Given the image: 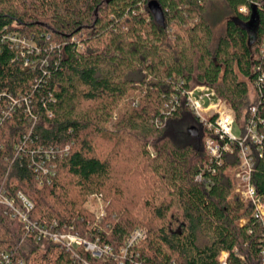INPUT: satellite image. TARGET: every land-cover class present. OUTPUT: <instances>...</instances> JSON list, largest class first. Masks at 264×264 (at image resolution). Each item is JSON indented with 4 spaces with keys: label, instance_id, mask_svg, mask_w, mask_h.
<instances>
[{
    "label": "trees",
    "instance_id": "trees-1",
    "mask_svg": "<svg viewBox=\"0 0 264 264\" xmlns=\"http://www.w3.org/2000/svg\"><path fill=\"white\" fill-rule=\"evenodd\" d=\"M150 1L0 0V185L33 202L30 221L111 247L55 244L52 264H219L223 251L263 264L261 224L249 234L238 223L252 211L236 191L238 149L211 161L186 92L209 85L239 121L261 100L264 128V86L250 92L264 70V0H157L163 23ZM11 31L26 43L1 38ZM97 192L107 204L95 221L83 204ZM137 228L147 234L125 253ZM36 232L0 202V264L3 253L31 264Z\"/></svg>",
    "mask_w": 264,
    "mask_h": 264
},
{
    "label": "built area",
    "instance_id": "built-area-1",
    "mask_svg": "<svg viewBox=\"0 0 264 264\" xmlns=\"http://www.w3.org/2000/svg\"><path fill=\"white\" fill-rule=\"evenodd\" d=\"M239 10L246 12L247 8L241 6ZM1 38L9 41L11 46L19 47L21 44L26 43V40L17 31L2 33ZM262 51H264V43L262 44ZM252 86L255 93L256 90L261 91V87L264 86V70H260ZM186 96L190 109L196 114L204 130L208 132L204 145L211 161L220 164L226 153H234L238 149L239 163L235 172L238 178L236 191L240 194L243 201L249 202L252 205L251 213L241 217L238 223L240 226L245 227L249 234L254 229L252 223L258 222L261 224L263 231L259 239V248L264 264V193L259 192L251 180L256 159L254 146H258L260 154L264 151V126L262 127L263 129H260L258 120L255 118L261 100L250 106L251 116L239 123L237 122L236 113L231 102L228 99L220 97L215 89L209 85L202 84L191 88L186 92ZM261 123L264 125V118L261 119ZM235 129H239L240 134H237ZM207 168L214 172L213 168L208 166ZM197 177L201 179L202 174H198ZM17 195L22 200V206L17 204L14 198L8 197L0 185V202L9 206L13 215L18 216L25 222L27 229L36 227L39 234L41 236L48 235V239L52 240L54 245L58 243L69 248H76L84 244L85 248L90 250L94 256H100L103 251L106 253L111 251V247L109 246L103 249L96 243L90 245L87 240L78 242L79 244L74 246L71 238L77 240L76 234L71 232L58 233L48 228V224L41 226L36 223L32 224L29 219V211L34 207L33 202L22 192H18ZM146 234L145 229H135L129 237L127 246L124 248L125 253L130 245L139 238H144ZM66 237L70 240L68 241ZM223 253H226V255L223 256ZM228 256L229 253L223 251L218 257L219 264H231ZM238 256L242 260L240 264H248L244 255L238 254ZM1 261L3 264H12V258L9 253H3ZM21 263L23 264V261ZM120 264H123V262L120 261ZM137 264L142 263L138 262Z\"/></svg>",
    "mask_w": 264,
    "mask_h": 264
},
{
    "label": "rangeland",
    "instance_id": "rangeland-1",
    "mask_svg": "<svg viewBox=\"0 0 264 264\" xmlns=\"http://www.w3.org/2000/svg\"><path fill=\"white\" fill-rule=\"evenodd\" d=\"M222 25L218 26V29L221 28ZM250 92H251V98L255 97V91L253 89V86L250 85ZM242 121V120H241ZM239 120H237V122H241ZM235 132L237 134H240V130L239 129H235ZM107 202L104 199L103 195L99 192L97 193H92V194H88L86 197V200L83 204L84 208H86L88 211H91L94 213L95 215V221L100 220V218L105 214V206H106ZM32 224L35 222L31 221ZM143 229V228H141ZM36 231L38 232V229L36 228ZM40 231V230H39ZM36 232V240H38L40 242L41 245V249L39 250V252L36 253V255L34 256V258L31 260V264H52V262L54 261V259L56 258V253L57 251L50 249L51 247L54 246V243L52 240L48 239V235L47 236H41L38 232L37 234ZM60 233V232H58ZM69 233V232H67ZM72 233V232H71ZM77 235V240H74V238H71V241H73L74 246H76L77 244H79L80 242H83V240H87V242L91 245V244H95L92 241L83 238L82 236H80L78 233H73ZM66 239H68V241L70 240L69 238L66 237ZM79 242V243H78ZM58 244V243H56ZM84 245V244H81ZM50 249V251L48 252V250ZM36 262H33V261Z\"/></svg>",
    "mask_w": 264,
    "mask_h": 264
},
{
    "label": "water",
    "instance_id": "water-1",
    "mask_svg": "<svg viewBox=\"0 0 264 264\" xmlns=\"http://www.w3.org/2000/svg\"><path fill=\"white\" fill-rule=\"evenodd\" d=\"M149 7L153 11L156 20L160 23H163L164 22V14H163V10H162L160 3L157 0H151L149 2ZM189 133L192 136H198L199 135V128L197 126H191L189 128Z\"/></svg>",
    "mask_w": 264,
    "mask_h": 264
}]
</instances>
